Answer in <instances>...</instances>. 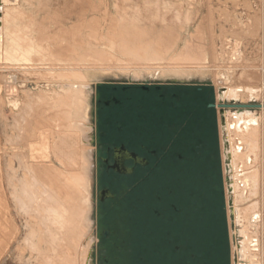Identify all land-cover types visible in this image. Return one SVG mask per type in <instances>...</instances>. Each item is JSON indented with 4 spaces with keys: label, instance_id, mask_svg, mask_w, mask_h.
Returning <instances> with one entry per match:
<instances>
[{
    "label": "rangeland",
    "instance_id": "obj_1",
    "mask_svg": "<svg viewBox=\"0 0 264 264\" xmlns=\"http://www.w3.org/2000/svg\"><path fill=\"white\" fill-rule=\"evenodd\" d=\"M213 1L206 0L205 16L197 23L187 25L167 23L165 20H177V17L187 12H197V0H1L0 183H3L0 188L3 187L0 189V201L3 206L0 204V238L3 241H0V264H87L88 257L92 264H140L136 254L142 256V264L193 261L194 258L188 252V243L180 242L182 238L179 236L178 241L167 243L170 250L168 256L171 257L165 263L160 253L165 255L167 252L165 247L162 249L167 239L163 234L166 228L164 226L163 230L160 224L156 228L154 243L148 235L151 227L148 232L145 230L147 227L141 232L140 243L130 241V233L127 232L125 243L99 242L100 232L103 233L102 224H108L114 230V236L119 233L115 230L113 220L108 221L105 216L102 217L99 230L97 228L99 191L96 185L95 122L98 116L97 131L101 134L102 130H106L109 116L100 110L96 115L99 108L96 105L99 99L116 95L110 92L113 87L172 82L213 86L218 93L217 106L264 105V0H216L215 5ZM241 13H247L251 21L244 23L243 20H237L236 14ZM74 27L79 28L76 31ZM230 39L232 44H238L237 49L230 61L226 59L223 63L219 49L222 43ZM76 40L79 42L76 43ZM173 42H176L175 45ZM87 53L91 56H86ZM182 69L189 75L188 79L173 76L174 72H178L176 70ZM137 73L144 74L143 78L133 79ZM88 88H91L89 96ZM222 88L239 93V100L233 102L231 98L221 99L219 93ZM242 89V94L236 92ZM201 90L197 88L194 93L191 89L183 91L181 94L189 95L190 100L183 98L180 111L170 110L167 104L166 107H159L154 94L146 96L143 92L137 93L134 117L139 154L149 159L151 151L161 149L163 144H171L173 151L183 154L188 162L190 194L192 196L195 191L201 193L196 203L200 214L191 216L188 239L190 244L195 246L198 243L199 249L206 251L207 260L215 264V247L221 245L228 264H264V237L261 240V234L264 233V107L252 109L241 130L233 127L235 121L232 113L235 110H225V113L231 112L229 119L233 150L229 151L233 154L235 167L234 184L230 185L231 175L226 169L230 164L226 154L230 152L225 150L223 127L221 125L220 130L215 126V109L211 108V103L203 108L201 102L197 104L194 100L205 95L206 101L210 102L213 92L212 89H205L201 93ZM85 95L89 97L86 104L90 121L82 124L89 132L93 150L91 229L88 212L83 204V189L82 186L79 188V184L78 188L72 184L80 189L75 198L69 193L70 189L62 191L63 200H73L75 209L63 207L58 212H49V208L42 206V203L39 206L29 186L25 189L26 178L32 181L26 169L30 162L28 156L32 153L28 145L34 144L30 141L38 139V134L43 132H47L45 137L51 143L45 139L48 145L44 142L41 146H34L39 157L37 160L42 162L43 167H56L64 172L75 168V174L83 175L81 161L84 159L80 151L88 139L81 137L80 126L75 124V121H81L73 115L80 111V101L83 96L86 98ZM191 100H194L193 103L187 105ZM216 109L222 123L226 115H223L222 109ZM117 113L118 109L109 111L112 118ZM43 119L42 123H47L43 124L44 129L40 122ZM36 122L38 128L34 127ZM175 123L176 127H169ZM180 126L184 127L183 131ZM33 135L35 138L31 140ZM102 141L100 136L99 146ZM238 141H241L240 145ZM57 143L59 148L60 144L62 148L65 147V152L68 147L73 150V166L68 167L64 162L61 164V160L54 156L53 144ZM182 143L188 147L182 150ZM44 145H47L46 148ZM38 146L50 152L51 163L40 158ZM49 146L51 148H47ZM251 151L257 152L256 162L249 155ZM71 180L74 181L73 178ZM239 181L246 184V189L239 186ZM36 186L41 188L38 184ZM160 186L159 183L157 192L163 195L164 189ZM37 188L33 191H37ZM234 191L235 195H232ZM143 195H149L148 188ZM195 202L191 197L190 208ZM234 209L237 219L240 217L238 220ZM251 213H262L261 220L253 217L260 220L259 223L249 216ZM251 221L258 225H255L257 229ZM151 222L148 219L145 223ZM234 222L238 224L239 234L232 231ZM233 235L241 237L242 242L235 244ZM138 236L137 231L136 239ZM236 259L239 260L237 263Z\"/></svg>",
    "mask_w": 264,
    "mask_h": 264
},
{
    "label": "flooded vegetation",
    "instance_id": "obj_2",
    "mask_svg": "<svg viewBox=\"0 0 264 264\" xmlns=\"http://www.w3.org/2000/svg\"><path fill=\"white\" fill-rule=\"evenodd\" d=\"M190 89H193L190 84L175 82L157 85H124L120 88H111L110 92L117 96L98 100L96 106L99 108L96 115L99 110L101 113L105 111L109 118L106 130H102L101 134L97 131L98 116L95 122L96 185L99 191L97 228L99 230L102 217L105 216L108 221L113 220L116 225L115 230L119 233L115 237L114 230L108 224L104 226L102 224L103 233L100 232V243H125V232L130 233V241L140 243L139 237L146 227L147 232L151 227L148 235L150 241L154 243L158 224L163 230L166 228L163 231L167 238L165 243L178 241L180 237L182 238L180 242L189 243L188 229L191 216L200 214L196 203L201 198V193L195 191L192 196L190 194V186L187 182L190 177L186 167L188 162L183 154L173 151L171 144L166 146L162 143L161 149L151 151L149 159L140 156L134 113L139 92H143L146 96L154 94L156 99L154 101L159 107H166L167 104L170 110L180 111L183 105L181 93ZM167 101L170 103L168 104ZM112 109H118V113L114 114L113 118L109 114ZM176 125L177 123L170 124L169 127ZM183 128L182 126L181 131ZM100 136L103 138L101 146L98 143ZM182 141L184 142L183 139ZM187 147L188 145L182 143V150ZM166 155L168 158H165ZM159 183L164 189L163 195L157 192ZM147 188L149 195L145 196L143 192ZM191 197L196 200L192 208H190ZM148 219L152 221L150 224L145 223ZM137 231L139 236L136 239Z\"/></svg>",
    "mask_w": 264,
    "mask_h": 264
},
{
    "label": "bare ground",
    "instance_id": "obj_3",
    "mask_svg": "<svg viewBox=\"0 0 264 264\" xmlns=\"http://www.w3.org/2000/svg\"><path fill=\"white\" fill-rule=\"evenodd\" d=\"M1 1V0H0ZM81 1V0H80ZM77 5H79V3H77ZM83 5V4H82ZM81 6V5H80ZM80 6H78L80 9H81V7ZM1 7H2V2H1ZM1 7H0V10H1ZM77 7V6H76ZM77 9V8H76ZM84 10V9H83ZM1 13V12H0ZM86 14V13H85ZM84 14V15H85ZM83 15V16H84ZM82 19V18H81ZM84 19V18H83ZM92 19H94V18H92ZM91 19V20H92ZM88 20H90V19H88ZM93 21H96L95 19L93 20ZM98 21V20H97ZM101 21V20H100ZM116 22V21H115ZM82 23V22H81ZM81 23H80V26H81ZM84 23V22H83ZM98 23H99V21H98ZM101 23V22H100ZM85 24V23H84ZM88 25H91V24H89V23H87ZM74 26L76 25V24H73ZM86 25V24H85ZM71 26V25H70ZM77 26V25H76ZM91 26H93V25H91ZM82 27V26H81ZM89 27V26H88ZM94 27V26H93ZM79 28V27H78ZM78 28H76V29H78ZM84 28V27H83ZM87 28V27H86ZM85 28V29H86ZM95 28V27H94ZM93 28V29H94ZM66 29H67V27H66ZM74 29H75V27H74ZM75 29V30H76ZM91 29V28H90ZM110 29V28H109ZM112 29H114V28H112ZM119 29V28H118ZM61 30H63V29H61ZM83 30V29H82ZM87 30H89L88 28H87ZM92 30V29H91ZM90 30V31H91ZM121 30V29H120ZM74 31V30H73ZM77 31V30H76ZM95 31V30H94ZM93 31V32H94ZM115 31H117V30H115ZM54 32V31H53ZM93 32H91L92 33V35L94 34ZM98 32V31H97ZM118 32H119V30H118ZM73 33H75V32H73ZM72 33V34H73ZM79 33V32H78ZM90 34V33H89ZM82 35V34H81ZM91 35V36H92ZM114 35V34H113ZM70 36V35H69ZM87 36H88V34H87ZM95 36H97V33L95 32ZM65 37V36H64ZM101 37V36H100ZM99 37V38H100ZM66 38V37H65ZM87 38H89V36L87 37ZM81 39V38H80ZM85 39V38H84ZM93 39H95V38H93ZM103 39H104V37H103ZM10 40V39H9ZM68 40H70V39H68ZM73 40V39H72ZM79 40V39H78ZM78 40H76V43H77V41ZM83 40V39H82ZM8 41V40H7ZM71 41V40H70ZM75 41V40H74ZM99 41V40H98ZM102 41V40H101ZM104 41V40H103ZM112 41V40H111ZM166 41H167V39H166ZM169 41H170V39H169ZM174 41H176V39H174ZM72 42V41H71ZM70 42V43H71ZM79 42V41H78ZM82 41H80V46H81V43ZM168 42V41H167ZM177 42V41H176ZM176 42H173V44L174 43H176ZM63 43V42H62ZM70 43H69V45H70ZM85 43V41L83 42V44ZM90 43H92V41L90 40ZM89 43V44H90ZM67 44V43H66ZM75 44V43H74ZM93 44V43H92ZM99 44H100V41H99ZM167 44H169V43H167ZM51 45V44H50ZM86 45V44H85ZM175 45V44H174ZM71 46V45H70ZM69 46V47H70ZM84 46V45H83ZM112 46V45H111ZM169 46H171V44L169 45ZM169 46H167V48H170ZM51 47V46H50ZM55 47V46H54ZM53 47V48H54ZM64 47V46H63ZM85 47V46H84ZM163 47H164V45H163ZM166 47V46H165ZM68 48V47H67ZM71 48V47H70ZM74 48V47H73ZM72 48V49H73ZM77 49H78V47H76ZM82 48V47H81ZM9 49V46L7 45V43H6V50H8ZM55 49H56V47H55ZM60 49H61V47H60ZM64 49V48H63ZM72 49H71V51H72ZM74 50H76V49H74ZM86 50V49H85ZM175 50V49H174ZM12 51V50H11ZM56 51H58V50H56ZM64 51V50H63ZM66 51H67V49H66ZM65 51V52H66ZM68 51H69V49H68ZM56 53V52H55ZM58 53V52H57ZM56 53V54H57ZM60 53V52H59ZM64 53V52H63ZM71 53V52H70ZM7 54V53H6ZM92 54V53H91ZM61 56H63V55H61ZM86 56H91L89 53H87L86 54ZM10 58V57H9ZM60 58V57H59ZM13 59V58H12ZM48 68V67H47ZM179 70H181V69H179ZM179 70H176V71H178V72H174L173 73V76L175 77V78H181V79H188L189 78V75L187 74V73H185L184 72V70L183 71H179ZM195 70V69H194ZM168 72H170V71H168ZM171 72H173V71H171ZM143 76H144V74H142V73H137V74H135L134 75V77H133V79H141V78H143ZM178 80H180V79H178ZM238 89V88H237ZM236 89V90H237ZM88 90H89V92L87 91V93H88V96L90 95L89 93H90V91H91V88H88ZM236 92H241L240 94H242L243 93V89L242 90H238V91H236ZM87 93H86V95H87ZM221 95H220V98L221 99H226V98H231V100H233V101H237V100H239V93L238 94H236L235 93V91L233 92V90H231V89H227V88H224V91L222 92V93H220ZM85 95V97L86 98H84V96H83V100L81 99V101H80V111L78 112V113H74V115H73V117L75 118V119H78L79 121H81L80 123L77 121H75V124L76 125H78V126H80V128H79V131L81 132V137L83 138V139H85L86 137V140H87V143L83 146V148L81 149V154L83 155V161H81V168L83 169L82 171H83V175L82 174H79V173H77V174H75L77 171H75L74 169L75 168H73V169H71V170H69V171H67V172H64L63 170H61V169H55V168H53V167H51V168H48V167H43V164H41L40 163V161L39 160H37V159H39V157H38V153H36L37 151H36V145H43L44 144V142L47 140V138L48 137H45V134H47V132L45 133V132H43V131H41V132H43V133H39L38 134V139L36 138V139H34V140H36L35 142H34V140H33V138H35V135H33V137H30L31 138V140H33V141H30V142H33L34 144H31V145H28L29 146V148H30V150L32 151V153H31V155L30 156H28V159L30 160V162H29V164H25L26 165V169L28 170L27 172H28V174H30L31 175V177H32V181L29 179V177L28 178H26V183H27V185H26V188L25 189H28V186H29V190H30V192L32 193V195H35V197H33L34 199H36L37 200V204L39 205V206H41L39 203H42L43 205L42 206H47V208H49V212L50 211H52V212H58V211H60V209H62L63 207H65V208H69V207H72L73 209H75V207H76V205L73 203V200L71 201V199L69 198V199H65L64 198V200H63V198H62V191L64 190L65 192H67L69 189V193H71L72 194V197H74L75 198V196H76V193L81 189V186H82V189H83V193H84V205L86 206V212H88L87 214H88V220H89V222H90V227H89V229H91L92 228V214H93V201H92V199H93V197H92V185H93V175H92V171H93V162H92V156H93V150H92V145H91V139L89 140V137H90V135H89V132H88V130L86 129V126L84 125V124H82V122H84V121H90L89 120V115H88V105L86 104V102H87V97L88 96H86ZM82 97V96H81ZM91 98V97H90ZM88 99H89V97H88ZM2 101V100H1ZM89 104V103H88ZM264 106V105H263ZM226 110H231V109H226ZM234 111V110H233ZM42 112V111H41ZM226 115L225 116V120L223 119V124L224 125H222V127H223V130H222V133H223V140H224V145H225V150L226 151H228V152H230L231 150H233V148H232V143H231V138H232V136H231V131H230V129L232 128V125L230 124L231 122V119H229L230 118V116H231V112H229V111H227L226 113H225V111L223 112V115ZM233 117H234V121H235V123H234V125H233V127H235V128H237V130H241L242 129V127L243 126H245V124H246V116H248V115H250V114H252V111L251 110H249V109H239V110H236V111H234L233 113ZM224 118V117H223ZM36 120H38V119H36ZM40 121V120H39ZM38 121V122H39ZM42 121H44V119L43 120H41L40 122L42 123ZM47 122H48V120H46ZM43 124L44 123H42V129H44L43 128ZM45 124H47V123H45ZM44 124V125H45ZM37 122H36V126H34L35 128L37 127ZM47 126V125H46ZM40 127V126H39ZM231 127V128H230ZM38 128V127H37ZM41 129V130H42ZM35 130H37V129H35ZM46 130V129H45ZM31 131H34V130H31ZM40 130L38 129V132H39ZM30 134H31V132H30ZM29 134V135H30ZM22 135V134H21ZM29 135H26V136H29ZM49 135H50V133H49ZM29 138V137H28ZM29 138V139H30ZM26 139V138H25ZM28 139V140H29ZM46 139V140H45ZM50 140V139H49ZM2 141V140H1ZM48 141V140H47ZM46 141V142H47ZM45 142V143H46ZM49 142V141H48ZM241 141H238V144L240 145L241 143H240ZM1 143V142H0ZM49 143H51V141L49 142ZM48 143V144H49ZM53 143V142H52ZM47 144V143H46ZM47 144V145H48ZM17 145V144H16ZM23 145V144H22ZM47 145H44L43 147H45V146H47ZM54 145V146H53ZM52 146H53V154H55L54 156H56V158L58 159V160H61V164H64V163H66L67 164V166L68 167H70V166H73V164H74V161H75V154H74V152H73V150L70 148V147H68V150L65 152V147L64 148H62V145L60 144V148L58 147V143H57V145L56 144H53ZM34 146H36L35 148L36 149H34ZM40 146H38V149L40 148ZM14 148V147H13ZM46 148V147H45ZM45 148H41V149H39L40 150V158H42L43 159V161L46 159L47 161H50L51 160V155H50V152L49 153H47L46 152V150L47 149H45ZM47 148H51V146H49V147H47ZM15 149H17V148H15ZM44 149H45V151H44ZM1 150V149H0ZM230 150V151H229ZM238 150H240V148H238ZM22 152V151H21ZM42 152V153H41ZM233 152V151H232ZM36 153V154H35ZM51 153V154H52ZM26 156V155H25ZM16 157V156H15ZM19 157V156H18ZM226 157H227V159H229L228 161L230 162V164H229V166H228V168H226L227 170H229V172H230V175H231V179H230V181H229V183H230V185L232 184H234V176H235V167H234V164H233V154L230 152V153H227L226 154ZM18 159V158H17ZM22 159V158H21ZM20 160V159H19ZM23 160V159H22ZM28 160V161H29ZM41 160V159H40ZM27 161V162H28ZM249 161V163H250V159L248 160ZM32 162V163H31ZM34 162V163H33ZM52 161H50V163H51ZM64 162V163H63ZM2 163V162H1ZM45 165H46V163H44ZM53 164V163H52ZM44 165V166H45ZM49 166V165H48ZM51 166V165H50ZM67 167V168H68ZM23 169V168H22ZM77 169L78 170H80V168L79 167H77ZM1 171V170H0ZM1 173V172H0ZM25 174V173H24ZM80 175V176H79ZM23 177V176H22ZM24 177H26V176H24ZM71 178H73L74 179V181H72L71 180ZM19 179V178H18ZM25 180V179H24ZM2 183H3V181H2ZM2 183H0V184H2ZM75 184L76 185V187H77V184H79V188L80 189H77V188H75L74 186H72V184ZM240 185L239 186H241L242 185V188H245L246 189V184H244L242 181H239L238 182ZM261 183V182H260ZM15 184V183H14ZM36 184H38V185H40L41 186V188H37L38 186H36ZM16 185V184H15ZM2 187L3 186H1V190H2ZM17 187V186H16ZM22 188H23V186H22ZM35 188H37L38 190L37 191H33V190H35ZM231 189V188H230ZM235 189V188H234ZM261 189V188H260ZM4 190V189H3ZM24 191H26V190H24ZM27 192H28V194H29V191L27 190ZM235 193V191L234 192H232V195ZM0 194H1V192H0ZM31 194H30V196H32ZM235 195V194H234ZM258 196V195H257ZM0 198H1V195H0ZM32 198V197H31ZM1 200V199H0ZM7 201V200H6ZM1 202L2 201H0V204H1ZM51 203H52V206H51ZM2 205V204H1ZM0 205V206H1ZM3 206V205H2ZM1 206V207H2ZM37 206V205H36ZM38 206V207H39ZM5 208V207H4ZM37 208V207H36ZM8 210V209H7ZM37 210L39 211V209L37 208ZM40 210H41V208H40ZM43 210V209H42ZM43 212H45L44 210H43ZM51 212V213H52ZM6 213H8V212H6ZM47 213V212H46ZM50 213V214H51ZM1 214V213H0ZM254 213H251V214H249V216L253 219V217L255 216L256 217V219H260V215H262V213L259 215L258 213H255L254 215H253ZM234 215L236 216L235 218L237 219V214H236V211H235V209H234ZM239 216V215H238ZM263 216V215H262ZM48 219H49V217H47ZM240 218V217H239ZM238 218V219H239ZM250 218V219H251ZM7 219V218H6ZM11 219V218H10ZM9 219V220H10ZM57 218H55V220H56ZM237 219V220H238ZM42 220V219H41ZM60 220V217H58V219H57V221H59ZM254 221H256V223H259V221L261 220H255V218L253 219ZM252 220V221H253ZM43 221H44V219H43ZM251 221V222H252ZM0 222H1V218H0ZM6 222H8V221H6ZM250 222V223H251ZM5 223V222H4ZM253 223V222H252ZM251 223V224H252ZM261 223V222H260ZM1 224V223H0ZM253 225H254V223H253ZM253 225H252V227H253ZM256 225V224H255ZM254 225V226H255ZM257 227H258V225H256ZM255 226V227H256ZM264 226V225H263ZM257 227H256V229H257ZM264 228V227H263ZM255 229V228H254ZM261 229V228H260ZM239 227H238V224L236 223L235 224V222L233 223V228H232V231H234V233H236V234H239ZM262 230V229H261ZM2 231V230H1ZM263 231V230H262ZM256 232V231H255ZM1 233V232H0ZM264 234V233H263ZM263 234H261V240H262V238L264 237L263 236ZM1 235V234H0ZM2 236V235H1ZM239 236V235H238ZM241 238V237H240ZM240 238L239 237H235L234 235H233V240H234V242H235V244H239L240 243V241L242 242V240H240ZM2 240V238H0V241ZM11 240V239H10ZM3 241V240H2ZM263 242H264V238H263ZM1 243V242H0ZM239 255L241 256V252H239ZM237 261H236V263L239 261L238 259H236ZM239 263V262H238ZM237 263V264H238ZM87 264H92L91 263V261H90V257H88L87 258Z\"/></svg>",
    "mask_w": 264,
    "mask_h": 264
},
{
    "label": "crops",
    "instance_id": "obj_4",
    "mask_svg": "<svg viewBox=\"0 0 264 264\" xmlns=\"http://www.w3.org/2000/svg\"><path fill=\"white\" fill-rule=\"evenodd\" d=\"M213 3H214L213 5H215L216 4V0H214ZM251 4L254 7V2L253 1L251 2ZM243 5H245V2L241 3V8H242ZM255 6H258V4H256ZM197 8H199L197 12H195V11L187 12V13H185V15H181L180 18L177 17L178 18L177 20L173 19V20L170 21V20L166 19L165 21L167 23H181V24H186L187 23V25L197 23L199 21V19L201 17L205 16V14H206L205 10H204V8H206V0H197ZM200 9H202V10H200ZM241 14H239V15L236 14L235 18L237 20H243L244 23L248 22V21H251V19H250L251 17L247 13H241ZM166 17H168V16H166ZM190 17H191V19H190ZM237 45L236 44H232L231 43V39L226 41L225 43L221 44V47L219 49V52H220V55H221V62L224 63V60H226V59H228L230 61L231 57L233 56V54L235 53V51L237 49L236 48ZM190 86H191V88H193L192 89L193 93L196 92L195 90L197 88H201L202 89L201 93H203L205 89H212L213 93H212V99L210 100V102L206 101L207 98H206L205 95H203L201 97L199 96L197 98H194V100H196L195 102H197V104H200V102L202 103L203 108H206L207 107L206 105H208L210 103L211 104H215V103L217 104L218 103L217 89L214 88L213 86L207 85V84H199V83H192V84H190ZM193 93H191V94H193ZM181 95H182L183 98H185V99L187 98V99L190 100L189 95H187V94H185V95L181 94ZM193 101L191 100V102L187 103V105L193 103ZM214 114H215V126L218 127V129H220L221 128V124H220L221 123V121H220L221 119H220L219 111L217 109H215L214 110ZM199 116L201 117V115H199ZM244 132H246V131H244ZM251 138H252V136H251ZM219 140H221V137H219ZM250 153L251 154H249V155H251L252 159L254 160V162H256L255 155L257 154V152L251 151Z\"/></svg>",
    "mask_w": 264,
    "mask_h": 264
},
{
    "label": "trees",
    "instance_id": "obj_5",
    "mask_svg": "<svg viewBox=\"0 0 264 264\" xmlns=\"http://www.w3.org/2000/svg\"><path fill=\"white\" fill-rule=\"evenodd\" d=\"M168 245L169 244H167V243H163L162 244V249L166 248L167 252L165 251V255H162L160 253V255L163 256V259H164L165 263H167L168 257H171V256H168V254L170 253V250L167 247ZM212 245H210L209 247H211ZM214 245H216V244L214 243ZM188 246L190 247L188 252L191 253V257H193L194 259H193V261L190 260V259H188L186 261L182 260L180 264H210V263L212 264V260L210 262L209 260L206 259L208 257L206 255V251L204 249H202V250L199 249V244L198 243H195V246L190 244V243H188ZM209 253H210V251H209ZM209 253H208V255H209ZM223 253H224V251H223L221 245H220V247H217V245H216V247H215V255L217 256V259H216L215 264H228V259H226V260L224 259V257H223L224 254ZM136 255L138 256L139 263L142 264L143 263L142 256L139 255V254H136ZM212 256H213V251H212ZM170 259L171 258H169V260ZM178 264H179V262H178Z\"/></svg>",
    "mask_w": 264,
    "mask_h": 264
},
{
    "label": "water",
    "instance_id": "obj_6",
    "mask_svg": "<svg viewBox=\"0 0 264 264\" xmlns=\"http://www.w3.org/2000/svg\"><path fill=\"white\" fill-rule=\"evenodd\" d=\"M0 7H1V1H0ZM2 16V12L0 13V17ZM175 83H184V82H175ZM220 91H224V88H222V90L220 89ZM220 92V93H222ZM219 93V94H220ZM217 96H218V93H217ZM219 100V98H218ZM235 102V101H233ZM261 107H264L263 105H216V104H211V108H219V109H222L221 111L224 112L226 109H231V110H239V109H249V110H252V109H256V108H261ZM221 125H223V119H222V123ZM230 181V180H229ZM229 183V182H228ZM230 184V183H229ZM231 204V203H230ZM232 228H233V225H232Z\"/></svg>",
    "mask_w": 264,
    "mask_h": 264
}]
</instances>
